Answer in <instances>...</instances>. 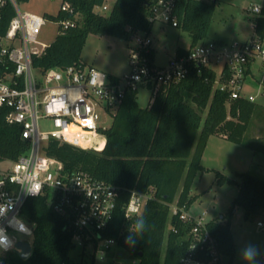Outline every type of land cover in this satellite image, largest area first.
Listing matches in <instances>:
<instances>
[{
	"label": "trees",
	"instance_id": "obj_1",
	"mask_svg": "<svg viewBox=\"0 0 264 264\" xmlns=\"http://www.w3.org/2000/svg\"><path fill=\"white\" fill-rule=\"evenodd\" d=\"M70 1L83 13V23L57 35L42 54L33 57L38 73L85 64L82 51L91 33L129 39L140 31L150 35L155 23L147 0H115L108 14L94 11L95 5L103 0ZM217 2L178 0V27L191 34V47L207 38ZM8 20L5 17L4 25ZM256 21L257 34L263 39L264 9ZM186 52L178 50L179 54ZM148 56L156 65L152 48ZM109 76L118 80L115 75ZM216 78L214 69L205 65L194 67L180 82L160 85L145 107L139 104V91L128 93L111 113L112 124L101 129L106 137L101 150L61 143L55 138L48 141L47 154L62 161L65 170L82 169L122 188L105 236L116 238L138 259L137 264H161L162 260L164 264L180 263L189 227L179 214L172 215L164 248L171 204L177 199L180 207L189 210L196 200L192 188L198 173L207 170L202 157L212 135L264 151V140L255 142L260 139L247 133L258 112L257 103L246 97L231 99L227 91L214 88ZM6 115L7 109L0 107V153L17 159L27 149V143L21 137L20 127L10 124ZM238 175L236 179L216 171L219 184L235 183L239 190L228 210L208 223L229 264L237 253L232 229L237 209L245 210L246 219L264 209V179L247 171ZM151 189L155 198L147 201L139 215L127 218L125 204L131 190L149 193ZM23 212L26 219L35 223L32 253L23 258L10 251L4 258L5 264H94L71 255L75 247L72 232L66 228V218L48 204L47 195L30 197ZM139 222L143 227L136 231ZM262 257L257 264H262Z\"/></svg>",
	"mask_w": 264,
	"mask_h": 264
},
{
	"label": "built area",
	"instance_id": "obj_2",
	"mask_svg": "<svg viewBox=\"0 0 264 264\" xmlns=\"http://www.w3.org/2000/svg\"><path fill=\"white\" fill-rule=\"evenodd\" d=\"M28 1L0 0V107L7 109L6 120L20 127L21 137L27 143V149L17 159L0 153V264H5L8 252L20 251L19 241L29 242L33 250L35 223L26 219L23 210L30 197L42 194L66 218V228L72 232L80 259L94 264H120L109 254L123 246L116 238L106 237L105 231L122 188L82 169L65 170L62 161L47 154L48 141L55 138L61 143L101 150L106 144L101 131L105 127L99 125L101 109L114 112L128 93L141 88H148L152 99L160 85L178 83L201 65L214 70L220 67L215 89L227 91L231 99L254 100L252 95L245 96L243 90L254 62L259 63L261 82H264V39L256 31V18L264 6L254 3L250 7L249 20L255 31L250 39L231 45L215 40L201 41L188 52L177 53L165 65L150 62L148 52L153 42L150 35L139 37L138 45L131 48L130 69L113 81L108 73L86 63L38 73L33 57L42 54L51 44L40 39L44 27L53 23L57 35L63 34L83 23V13L72 1L59 0L57 11L39 14L25 9ZM147 1L152 20L178 27V0ZM107 2L96 4L94 11L108 10ZM5 17H9L6 25ZM41 119L50 120L51 128L41 129ZM74 128L102 138V147L70 138ZM151 198H155L154 189L149 193L131 190L125 204L126 217L139 215ZM173 203L172 215L179 214L189 227L186 251L179 264H224L222 259L228 257L220 251L217 238L208 227L211 219H207V210L193 214L180 207L177 200ZM173 229L176 230L175 226Z\"/></svg>",
	"mask_w": 264,
	"mask_h": 264
},
{
	"label": "rangeland",
	"instance_id": "obj_3",
	"mask_svg": "<svg viewBox=\"0 0 264 264\" xmlns=\"http://www.w3.org/2000/svg\"><path fill=\"white\" fill-rule=\"evenodd\" d=\"M114 2L115 0H108V10L102 11L97 8L96 11L101 14H108ZM254 3H262L264 6V0H218L207 38L211 40L212 35L216 33L231 38L237 32L248 31L250 29L249 9ZM59 7V0H29L25 4L26 10L39 14L46 11H57ZM146 35L145 32L140 31L133 34L129 39H123L109 34L91 33L82 51L83 61L105 72L115 74L127 72L130 69L131 48L138 45L139 37H145ZM56 36V25L48 23L44 27L40 39L46 43H51ZM150 37L153 41L151 48L155 52V63L157 65H165L170 58L176 55L177 49L187 48L192 43V37L188 31L160 21H155ZM243 94L247 97L252 95L254 97L253 101L258 105V112L251 120L247 133L252 137L259 138L260 140H255V142L261 143V140H264V83L250 75L245 82ZM189 100L192 102L191 99ZM138 101L141 106H148L151 102V91L148 88H141ZM207 112L208 107L203 111L204 118ZM113 118V114L106 109H101L99 125L105 128L109 127L113 122ZM40 127L45 130L50 129V120L41 119ZM69 137L95 147H102L104 143L102 138L81 128L72 129ZM208 142L207 149L204 151L205 158L202 161L207 170L198 173L194 181L192 192L197 195V198L189 210L191 213L198 215L207 210V219H213L228 210L239 190L238 185L235 183L225 182L219 184L216 181V171L219 170L236 179H239V172L247 171L264 179V151L257 150L254 153L251 148L224 140L218 135L210 137ZM172 214L171 209L164 248ZM260 221L263 222V226L259 225ZM232 224L234 238L237 243L234 262L237 264H257L264 253V209L246 219L245 210L239 207L232 219ZM28 239L30 240V238ZM249 247L253 248L256 253L255 258L251 261L244 258L245 250ZM113 250L115 251L110 253L109 256L114 261L120 264H135L136 258L132 257L125 248L117 247ZM71 255L79 258V248H74ZM222 262L227 264L228 258H223Z\"/></svg>",
	"mask_w": 264,
	"mask_h": 264
},
{
	"label": "crops",
	"instance_id": "obj_4",
	"mask_svg": "<svg viewBox=\"0 0 264 264\" xmlns=\"http://www.w3.org/2000/svg\"><path fill=\"white\" fill-rule=\"evenodd\" d=\"M249 11H250V9H249ZM249 23H250V20H249ZM250 25V29L247 31H244L243 33H241V32H237L234 36H232L231 38H229V37H227V36H224V35H220L219 33H216V34H214V35H212V38H211V40L213 39V40H215V41H218V42H220V43H224V44H228V45H231V44H233L235 41H239V42H243V41H246V40H248V39H250L252 36H254L255 35V31H254V28L251 26V24H249ZM264 39V38H263ZM205 40H209V38H206ZM204 40V41H205ZM192 44V43H191ZM191 44H190V46L189 47H187V48H179V49H183V50H188L189 48H191ZM179 49H177V52H176V54L178 53V50ZM92 65V64H91ZM94 66V65H93ZM219 70H220V67L219 66H217L216 68H215V71H216V73H218L219 72ZM106 73H108L109 75H115V76H117V77H120L121 75H123L124 73H122V74H115V73H113V72H106ZM261 75L260 77H259V75ZM250 75H252L253 77H255V78H258V80L261 82V79H262V71H261V69L259 68V63L258 62H254V63H252L251 65H250V67H249V75L247 76V78L250 76ZM247 81V80H246ZM264 83V82H263ZM140 91V90H139ZM212 136H214V135H212ZM211 136V137H212ZM220 138H222V139H224V140H228V139H226V138H224V137H222V136H220ZM228 141H230V140H228ZM233 142V141H232ZM209 143V142H208ZM207 146H208V144H207ZM206 146V147H207ZM249 148V147H248ZM207 149V148H206ZM253 150V149H252ZM254 151V150H253ZM256 151H254V153H255ZM205 153H203V157H202V161H203V159L205 158V155H204ZM203 163V162H202ZM204 165V164H203ZM193 193V192H192ZM260 225V224H259ZM232 226H233V224H232ZM260 226H263V225H260ZM232 229H233V227H232ZM233 234H234V232H233ZM237 244V243H236Z\"/></svg>",
	"mask_w": 264,
	"mask_h": 264
},
{
	"label": "water",
	"instance_id": "obj_5",
	"mask_svg": "<svg viewBox=\"0 0 264 264\" xmlns=\"http://www.w3.org/2000/svg\"><path fill=\"white\" fill-rule=\"evenodd\" d=\"M17 247L20 249V251L17 250L18 253L23 258H28L31 255V253H32V246H31V244L29 242L19 241L17 243Z\"/></svg>",
	"mask_w": 264,
	"mask_h": 264
},
{
	"label": "clouds",
	"instance_id": "obj_6",
	"mask_svg": "<svg viewBox=\"0 0 264 264\" xmlns=\"http://www.w3.org/2000/svg\"><path fill=\"white\" fill-rule=\"evenodd\" d=\"M132 210L134 211V209H132ZM142 227H143V223L142 222L137 223L136 231H140L142 229ZM255 255H256L255 250L253 248L249 247L248 249L245 250L244 258L246 260L251 261V260H253L255 258Z\"/></svg>",
	"mask_w": 264,
	"mask_h": 264
}]
</instances>
